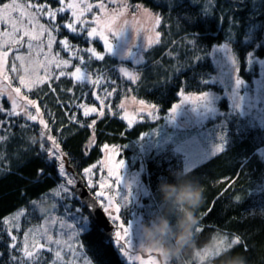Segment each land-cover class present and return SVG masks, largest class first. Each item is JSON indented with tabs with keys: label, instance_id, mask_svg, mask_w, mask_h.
Masks as SVG:
<instances>
[{
	"label": "trees",
	"instance_id": "16d2710c",
	"mask_svg": "<svg viewBox=\"0 0 264 264\" xmlns=\"http://www.w3.org/2000/svg\"><path fill=\"white\" fill-rule=\"evenodd\" d=\"M9 1L0 0V6ZM18 1L48 5L52 10L66 7L63 0L62 3L61 0ZM127 1L134 7L144 5L159 13L162 20L160 42L144 50L145 62L134 66L138 78L131 81L120 71L121 64H130L129 61L107 52L100 39L88 37V28L73 33L63 26L74 23L69 10L57 12L54 19L40 15L51 28L58 26V30H54L55 51L69 57L73 65L59 80L55 77L60 72L53 75L50 83L27 94L40 106L37 113L36 105L27 104L30 113L44 120L46 128L24 116L8 114L11 103L3 99L6 110L0 111L3 122L0 128V264H14L10 255L19 259V249L24 247V237L33 229V224L51 212L61 214L64 209L79 208L91 220L75 245L74 255L80 264H136L122 257L112 239H105L103 229L93 221L76 194L61 192L59 165L62 162L75 178L76 174L85 178L84 169L104 158L106 145H116L121 157L129 161L134 154L141 155L144 145L139 141L162 127L165 119L136 116L132 118L136 121L130 124L123 118L125 112L120 105L128 95H134L157 104L160 111L165 112L180 99L182 91L190 94L221 92L224 85L214 80L213 49L217 43L229 41L232 44L241 76L253 81V76L258 74L259 63H251L250 59L256 54L264 56V0ZM64 39L73 46L71 51L60 44ZM84 49H95L104 59H97ZM8 61V71L13 75L15 69L17 76L19 65L12 55ZM77 67L85 69L89 79L98 83L78 82L70 75ZM106 92L112 95L106 96ZM228 102L223 95L224 111L208 121L223 135V150L213 151L210 160L186 170L184 155L172 145L161 150L153 147L145 155V180L153 196L146 198L149 204L144 208L150 219L167 213L176 224V211L169 209L160 190L164 182L177 183L178 177L197 178L205 193V202L198 210L197 226L201 232L195 231L192 246L170 256L169 264H237L238 256L245 257L247 264H264V160L258 155V150L264 147V124L251 113L233 111ZM78 105L92 106L97 111L84 116V108ZM101 111L103 116L99 115ZM42 136L46 137L44 149ZM50 147L57 150L58 156L51 155ZM91 191L95 195L94 189ZM57 192L60 195H56ZM132 210L133 206L126 209V220ZM20 212L23 215L18 221L9 219ZM6 219L8 223H4ZM9 233L16 236V249L9 247L12 243ZM221 236L229 239L238 236L242 243L228 250L227 246L217 244ZM29 241L28 250L34 251ZM204 248L212 249V256L200 260L198 255ZM41 254L43 264H51L55 258L54 252L42 250ZM217 254L219 258H212Z\"/></svg>",
	"mask_w": 264,
	"mask_h": 264
},
{
	"label": "rangeland",
	"instance_id": "374dc122",
	"mask_svg": "<svg viewBox=\"0 0 264 264\" xmlns=\"http://www.w3.org/2000/svg\"><path fill=\"white\" fill-rule=\"evenodd\" d=\"M63 1L66 6L70 3L77 6L76 11L79 20L73 17L76 28H88L87 31L96 28L97 34L91 38H98L103 44L104 36H107L113 44V49L110 53H114L120 59H126L130 62V64H121L120 69H127L136 76L137 71L134 69V66L145 62L144 50L152 44H150V41L155 40L156 33H159V38L161 36L159 29L161 22L159 24L156 23L157 17L162 21L158 15L159 13L157 14L145 8L146 6L144 5L134 7L127 0ZM17 3L21 2L17 0ZM89 5H91V8L88 7ZM133 7L135 10L132 9ZM137 9L139 10L137 11ZM67 10L72 14V9ZM29 11L34 12L35 10L29 9ZM37 20L39 24H43L46 28H51L42 21L40 15H37ZM36 31H39L38 27ZM22 35V32L12 33V30L8 26L0 24V108L3 111L6 110L3 99L6 98L11 103V96V98L17 100L16 111H25L27 109L31 112V109L24 99L30 91L20 83V77H24L25 81L28 82L35 80L38 76H44L46 72L52 76L55 73L64 72L73 65V61L69 57L61 56L55 51L57 37L54 31L52 35L55 37V42L51 49L47 47V33L40 37V41L44 42L43 47H40V41H33L32 49H29L27 46L29 38L25 36L21 40ZM10 55L13 56L15 62L20 67L17 76L14 75L16 74L15 70L14 73L12 71L13 75L8 71ZM17 57H20V59H17ZM51 58L66 60L68 64L61 65L58 69L54 66V63H48ZM213 58L215 65L214 80L224 85L222 86L221 92L213 91L207 93L208 100L200 103L197 99L200 93L190 94V92L182 91L184 96L180 95V99L165 112H161V107L157 104H150L134 95H128L122 104L124 105L123 111L125 114H128L132 123L136 121L134 119L132 120V118L148 115L151 119L163 117L165 121L162 127L157 128L156 132L148 133L139 141V144L142 143L144 145L141 148V155L134 154L131 161L125 157H121L120 149L116 145H106L107 148L104 147V158L99 163L88 167L87 169H91L89 173L84 172L86 185L90 190L94 189L95 195L104 209L108 208L107 213L115 226L112 237L113 242L115 240V233L121 230V222L125 226L127 224L131 226L133 246L129 250V257L126 258L123 256L118 249L122 257L129 263L149 264V261L154 259L156 264H165L164 259H166L169 264L170 261V256H160L162 252L159 249L145 248L153 250L152 254L156 257L150 256L151 253L143 249L137 251V247L140 244L143 246L141 234L142 225L152 221L147 216L146 208H144L145 205L149 204V202H146V198L153 196L148 182L145 180V155L152 151L153 147L161 150L166 145H172L184 155L186 170H192L203 162L210 160L213 151H218L223 147L221 142V138L223 137L222 133L214 129V126L211 125L213 122H208L210 118L216 117L224 111L221 105L223 95L227 96L228 104L233 111L241 114L251 113L259 123L264 124V56L256 54L254 58L250 59L251 63L257 62L260 67L258 74L253 76V81L240 75L237 55L229 41L215 44ZM80 69L81 72L90 77L85 69ZM15 77H18L17 80L14 79ZM238 81L239 84L237 83ZM16 88L21 89L20 93L17 94L15 92ZM184 97H189L190 99L185 101ZM27 100L36 101L30 97H27ZM141 100L144 101L143 105L139 103ZM177 105L179 107L173 113L171 110ZM36 106L39 108L40 113L38 101H36ZM151 106L155 107L153 108ZM87 107L88 109L92 108V106ZM11 109L12 105L7 110L8 114L11 113ZM129 119H127L128 122ZM2 125L3 122L0 121V128ZM199 129L201 130L198 131ZM45 139L46 137L42 136L41 145L43 149L45 148ZM49 149L52 156H58L55 148L50 147ZM114 152H118V155L114 154ZM258 155L264 160V147L258 150ZM119 160H123V168L118 166ZM63 169V173L59 169L61 192L65 193V190H67L69 194L74 193L78 196L74 190L77 179L66 169L65 165H63ZM117 175L121 179L118 180ZM68 180L72 181L70 185L67 183ZM101 192L104 193L102 197L99 195ZM131 206H133V210L131 211L132 215L126 220V209ZM117 208H119L118 211ZM76 210L80 213L77 214L78 217L74 220L72 216L76 213ZM79 215H82L83 219ZM31 216L32 212L28 216L29 221L31 220ZM53 221L56 222L55 225H53ZM90 221L89 215L81 211L80 208L72 211H66L64 209V213L51 212L39 223L33 224L32 226L33 229L51 226L47 235H50L53 240L60 239L66 242L64 247L59 249L62 254L61 264H80L75 255H66L65 258L64 255L68 251L67 245H72L75 250V245L79 240L80 234L89 226ZM61 223L66 225L63 231L67 235H62L57 230ZM80 223L82 230L80 229ZM41 235L39 232H33L29 236V240L31 241L28 240L30 245L33 243V237H35L39 244L48 247L49 245L45 244ZM198 256L202 260L201 258L205 257L204 251Z\"/></svg>",
	"mask_w": 264,
	"mask_h": 264
},
{
	"label": "snow or ice",
	"instance_id": "6c2138e0",
	"mask_svg": "<svg viewBox=\"0 0 264 264\" xmlns=\"http://www.w3.org/2000/svg\"><path fill=\"white\" fill-rule=\"evenodd\" d=\"M62 3V0H61ZM76 5L74 4H68L66 7L62 6L59 9L56 10H52L48 5H40V4H31V3H27V4H21V3H17V0H11V2L9 3H4L2 6H0V24H4L6 26H8L11 30L12 33H20L22 32L23 35L21 36V40H23V37H28V48L32 49L33 47V41H40V37L43 36L45 33L48 34V38H47V47L48 49H51L53 43L55 42V37L52 35V32L54 30H58V26H54L53 28H46L43 24H39L38 20H37V15H47L50 19H54L56 16L57 12H64L67 9H72V15L73 17H76L77 20H79V16L77 14L76 11ZM89 8H91V5L88 6ZM48 9L45 12V9ZM29 9H35V11H29ZM156 23L159 24L160 23V19L159 17L156 18ZM64 27H66L67 29H69L71 32L76 33L77 32V28L75 26L74 23H66L65 25H63ZM38 27L39 31H36V28ZM84 29H80V31H83ZM97 34V29L96 28H92L90 31L87 32V36L88 37H93ZM160 39H159V33H156V38L154 41H150L151 43H159ZM190 44L193 43V41H189ZM60 44L63 46L64 49L71 51L72 50V45L69 44L67 39L61 40ZM104 44L105 47L107 49V52H111L113 49V44L109 41V38L107 36H104ZM44 42L40 41V47H43ZM84 51H87L89 53H92L94 55H96L97 59H104L103 56H100L98 54L95 53V49H84ZM6 55V54H5ZM17 59H20V57H17ZM48 63H54V66L56 68H60L61 65H67L68 61L66 60H57L55 58H51ZM15 70V69H13ZM120 71L123 73V75L125 77H127L130 81L131 80H135L138 77H136L135 75H133L132 73H130L127 69H120ZM66 73L61 71L59 73L58 76L55 77V79L59 80L60 77L65 76ZM72 77H74L78 82H84L87 81L89 83H92L93 85L97 84L98 81L96 80H90L89 77L81 72V69L79 67L76 68L75 72L70 74ZM53 79V76L46 72L44 76H38L35 80L32 81H28L26 82L24 77H20V83L22 85H24L26 88H28L29 91L32 90V88H36L39 87L45 83H50L51 80ZM239 84V81L237 82ZM21 89L20 88H16L15 92L18 94L20 93ZM50 91L55 92V89H50ZM106 96H111L112 93L111 92H106L105 93ZM181 96H184V93L181 92L180 93ZM10 96V94H9ZM11 105H12V109H11V113L10 115H14V116H24L26 117L27 120L30 121H34L37 122L38 124L42 125L43 127H47L46 123L44 120L39 119L37 115H33L31 114L27 109H25L24 112H17L16 108H17V100L14 98H11ZM25 100H27V97H24ZM97 99H100L99 97H97ZM185 101L189 100V97H184ZM197 99L199 100L200 103L205 102L206 100H208V94L207 93H201L199 97H197ZM100 103L103 104L104 101L100 100ZM141 105L144 104V101H140L139 102ZM27 104L30 106H34L36 105V101H32V100H27ZM77 107H81L84 108V112L83 115L84 116H89L91 113L96 112L97 110L95 108H91L88 109L86 108L84 105H78ZM121 108L124 107L123 104L120 105ZM151 107H155V106H151ZM179 107V105L173 107V109L171 110L173 113L176 112L177 108ZM0 111H3L2 108H0ZM37 113L39 112V108H36ZM151 115V113H149ZM99 115L103 116L104 113L101 111L99 113ZM124 119H129L128 114L126 113L125 116L123 117ZM129 123L131 124L132 121L131 119H129ZM48 139H51V137H49ZM107 148V146H105ZM223 149L221 148L220 151H222ZM114 154L118 155V152H114ZM124 162L123 160H119L118 161V166L123 168ZM59 169L60 172L63 173V164L61 163L59 165ZM91 171V169H84L85 173H89ZM111 171V170H110ZM117 179H121L119 177V175H117ZM67 183L70 185L72 183L71 180H68ZM63 187V186H62ZM65 194L68 195L69 193L67 192V190H65ZM56 195H60V192H57ZM101 197L104 195L103 192H101L99 194ZM237 199H239L237 197ZM119 210V208H117V211ZM66 211H71L70 209H66ZM105 211H108V208H105ZM80 212H78L76 210V213L73 214L72 218L74 220L77 219L78 215ZM23 215L22 212L17 213L15 215L14 218H9V219H14V221H18L20 216ZM79 217L81 219H83L82 215H79ZM4 223H8V219H6L4 221ZM56 222L53 221V225H55ZM18 226V225H17ZM50 227H45V228H41V229H32L29 230V233L24 237L25 240V244L24 247L22 249H19V252L21 253L19 259H17V257L11 256L10 255V259L14 261V264H43V255L41 254L42 250H46L50 253L54 252V257L55 259L53 260L52 264H61L62 261V254H61V249L62 247H64L65 243L64 241L57 239V240H53L52 237L50 235H47L48 231L50 230ZM66 227V225H64L63 223H61L59 225V228L57 229L59 232H61L62 235H67L66 232L63 231V229ZM67 227H71V226H67ZM80 229L82 230V225L80 223ZM120 231H117L115 233V240L114 243L117 246V248L120 250L121 254L123 256H125L126 258L129 257V250L132 248L133 244H132V239H131V226L130 225H124L123 222H121L120 225ZM195 231L197 233L201 232V228L199 226L196 227ZM33 232H39L41 233V238L45 241V244H48L49 246L47 247V249H44V245L39 244L35 237H33V243H32V247L34 249V251H29L28 250V240H29V236L32 235ZM10 235V240L12 241V243L9 245V247L11 249H16V236L15 235ZM105 239H108L107 237H105ZM242 241L240 239V237H235L232 239H229L227 236H221L220 239L218 240L217 244L218 245H224L227 246L228 250H232L234 248V246L241 244ZM68 247V251H67V255H74L75 250L72 247V245H67ZM245 248H247V245H244ZM140 249H143L144 251H147L149 253H152L153 250L151 249H145L141 244L137 247V251H139ZM204 253H205V257H209L212 256V252L209 248H204L203 249ZM158 253V252H157ZM160 254V253H159ZM212 258H219V255H215ZM201 259H204L203 257ZM165 264H168V260L164 259ZM149 264H156V261L153 259L151 261H149Z\"/></svg>",
	"mask_w": 264,
	"mask_h": 264
},
{
	"label": "clouds",
	"instance_id": "9594fccd",
	"mask_svg": "<svg viewBox=\"0 0 264 264\" xmlns=\"http://www.w3.org/2000/svg\"><path fill=\"white\" fill-rule=\"evenodd\" d=\"M177 179V183L164 182L160 185L169 209L176 211V224L165 213L142 225L141 230L144 248L159 249L168 256L177 255L185 247L192 246L199 223L198 210L205 202L204 189L197 178ZM169 236L173 239L170 240ZM237 264H247L246 258L238 256Z\"/></svg>",
	"mask_w": 264,
	"mask_h": 264
},
{
	"label": "water",
	"instance_id": "95a60500",
	"mask_svg": "<svg viewBox=\"0 0 264 264\" xmlns=\"http://www.w3.org/2000/svg\"><path fill=\"white\" fill-rule=\"evenodd\" d=\"M76 179L75 192L83 201L93 221L103 229L108 239H112L115 229L112 219L109 217L98 198L88 188L85 179L79 174H76Z\"/></svg>",
	"mask_w": 264,
	"mask_h": 264
}]
</instances>
